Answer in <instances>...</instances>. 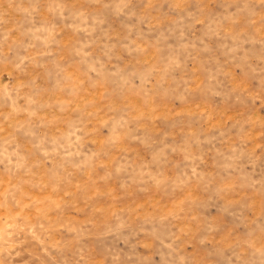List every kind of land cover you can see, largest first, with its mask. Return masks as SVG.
<instances>
[{
	"label": "rangeland",
	"instance_id": "obj_1",
	"mask_svg": "<svg viewBox=\"0 0 264 264\" xmlns=\"http://www.w3.org/2000/svg\"><path fill=\"white\" fill-rule=\"evenodd\" d=\"M0 264H264V0H0Z\"/></svg>",
	"mask_w": 264,
	"mask_h": 264
}]
</instances>
